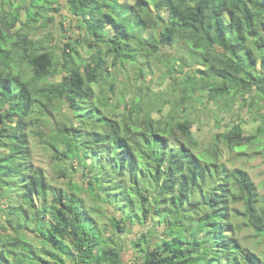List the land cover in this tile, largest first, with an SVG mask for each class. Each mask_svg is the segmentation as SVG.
Listing matches in <instances>:
<instances>
[{
  "label": "trees",
  "instance_id": "trees-1",
  "mask_svg": "<svg viewBox=\"0 0 264 264\" xmlns=\"http://www.w3.org/2000/svg\"><path fill=\"white\" fill-rule=\"evenodd\" d=\"M45 3L0 7V264H125L115 234L138 221L147 226L134 249L142 264H264L239 235L247 227L264 243V194L247 170L221 161L223 147L263 141L264 118L250 135L235 123L197 151L184 109L204 101L220 112L239 103L264 111V0H66L80 34L61 54L12 30L47 27L42 20L54 17ZM81 38L93 47L90 60L79 52ZM165 47L180 55L163 58ZM152 57L165 62L176 100L151 93L127 114H109L93 86L109 100L117 93L111 68ZM55 100L72 110L56 125ZM29 130L48 138L54 160L81 167L85 182L56 191L33 162ZM55 173L67 176L62 167ZM82 192L100 205L88 206Z\"/></svg>",
  "mask_w": 264,
  "mask_h": 264
},
{
  "label": "rangeland",
  "instance_id": "rangeland-1",
  "mask_svg": "<svg viewBox=\"0 0 264 264\" xmlns=\"http://www.w3.org/2000/svg\"><path fill=\"white\" fill-rule=\"evenodd\" d=\"M20 1V0H0V7L9 8V4ZM108 2L119 4H130L134 0H107ZM47 12L46 16H53V21H47L46 17L40 23L41 26L46 23L47 27H41L38 30H31L26 28V26L21 23L12 29L13 31H21L23 34L30 36L36 41H43L47 48H52L53 51L61 54L63 43L68 40H75L80 34V30L73 25V16L67 7L66 0H46ZM2 5V6H1ZM57 8V9H55ZM167 15V11H163ZM1 15V14H0ZM115 30L111 24H108L106 27V32L112 34ZM80 43H78V49L80 54L83 56V59L90 60V54L93 50V47L90 46L89 40L86 38ZM108 47L104 44L101 48L106 50ZM163 58H168L171 56H179L180 51L178 47H165L163 48ZM141 58V57H140ZM111 62V57L108 58ZM142 59V58H141ZM134 62L125 63L122 65H117L112 67L111 70L115 73V81L117 84V93L116 95L111 96L112 98L108 100V94L106 90L102 89L100 86H93L96 90V94L105 100L109 101L111 104V109L109 114L113 113L118 116L122 114H127L128 109L132 105V101H139L142 98H147L148 94L151 96L155 94L165 95L169 100H176L177 98V89L170 88L172 87L171 81L169 78H166L167 67L164 61H161L157 58H150L148 61L143 62L139 65L133 64ZM141 66L144 74L139 70ZM172 66V63L170 64ZM53 79V78H52ZM54 80L59 81L60 77H55ZM149 86V88H148ZM149 89V90H148ZM152 97V96H151ZM165 100V97L162 98V101ZM168 100V99H167ZM205 100V99H204ZM250 102V101H249ZM99 105L102 108H105L100 102ZM171 103H168L165 108L164 114L170 109ZM251 108L247 107L244 104H237L230 111L220 112L217 109L216 105L213 103L206 104L204 101L197 104V108H192L188 103L187 106L184 105L186 116H190L194 123L192 126L193 129V139H197L198 150H206L211 147L214 142V134L216 132H223L224 130L230 128L235 123H240L242 130L246 135L252 134L256 127L262 123V118H264L263 110H261V104L253 103ZM72 113V110L69 108L67 103H63L61 100H55V108L53 110V122L57 123L58 120H66V116ZM182 110L179 111V114H182ZM158 115V114H156ZM34 131H38V127H31ZM44 135L48 137L51 133L50 128L43 130ZM44 135H38L36 132L29 130V140L31 147V154L33 162L36 166L44 168L49 180L55 186L56 191L60 188L65 190V193L70 194L72 192V186L74 184L82 185L85 182V178L82 175V168L72 169L69 166V163H62L59 160L53 159V151L50 146L47 144L48 138ZM182 138V136L180 137ZM182 140V139H181ZM174 145L178 146L175 143L174 139L172 140ZM243 149H227L222 148L221 151V161L225 163L229 168L233 169L235 167H241L247 170L259 188V191L264 194V140L257 143L256 141L245 143ZM87 162H90L89 159ZM62 167L66 169L67 176L62 177L59 174L55 173V168ZM81 195L85 198L86 204L90 207L99 206L100 203L98 200L94 199L88 192H82ZM49 202L51 203L52 195L48 196ZM40 203V202H39ZM99 217L98 215H96ZM109 219H105L107 223ZM146 225L141 226V223L138 221L136 224L129 225L124 231L118 232L116 239L121 242L123 245V259L125 264H142L139 252L134 251L135 246L140 242L138 238L140 233L146 229ZM109 229V228H108ZM111 227L109 230L105 231V234H111ZM240 238L247 248L254 250L258 254H264V243L261 241V238L258 237L252 229L243 227L240 231ZM26 236L31 239L32 243L38 245V235L36 232L26 231ZM162 234H157L153 238V242H156L158 237ZM134 246V247H133Z\"/></svg>",
  "mask_w": 264,
  "mask_h": 264
}]
</instances>
